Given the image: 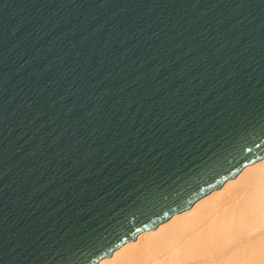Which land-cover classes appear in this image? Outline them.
<instances>
[{
	"label": "water",
	"instance_id": "water-1",
	"mask_svg": "<svg viewBox=\"0 0 264 264\" xmlns=\"http://www.w3.org/2000/svg\"><path fill=\"white\" fill-rule=\"evenodd\" d=\"M264 158V0H0V264H95Z\"/></svg>",
	"mask_w": 264,
	"mask_h": 264
},
{
	"label": "bare ground",
	"instance_id": "bare-ground-1",
	"mask_svg": "<svg viewBox=\"0 0 264 264\" xmlns=\"http://www.w3.org/2000/svg\"><path fill=\"white\" fill-rule=\"evenodd\" d=\"M95 264H264V158Z\"/></svg>",
	"mask_w": 264,
	"mask_h": 264
}]
</instances>
